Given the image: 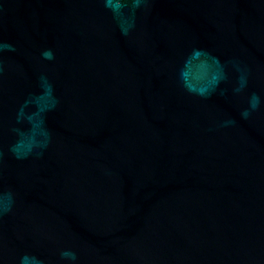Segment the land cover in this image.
Here are the masks:
<instances>
[{
	"label": "water",
	"instance_id": "1",
	"mask_svg": "<svg viewBox=\"0 0 264 264\" xmlns=\"http://www.w3.org/2000/svg\"><path fill=\"white\" fill-rule=\"evenodd\" d=\"M4 208L0 264H264V0H0Z\"/></svg>",
	"mask_w": 264,
	"mask_h": 264
},
{
	"label": "clouds",
	"instance_id": "2",
	"mask_svg": "<svg viewBox=\"0 0 264 264\" xmlns=\"http://www.w3.org/2000/svg\"><path fill=\"white\" fill-rule=\"evenodd\" d=\"M45 55H46L47 58H51V53H45ZM241 86H243V78H241ZM258 103H259V98L254 96V97L252 98L251 106H252L253 108H255V107L258 105ZM243 115H244V116H247V115H248L247 111H245V112L243 113ZM0 210H2V211H6V210H8V209H7V208H4V209H0ZM61 255L64 256V257H68V258H70L71 260H75V258H76V257H75V254H74V253H71V252H63Z\"/></svg>",
	"mask_w": 264,
	"mask_h": 264
}]
</instances>
